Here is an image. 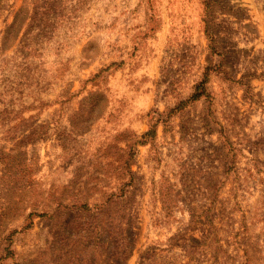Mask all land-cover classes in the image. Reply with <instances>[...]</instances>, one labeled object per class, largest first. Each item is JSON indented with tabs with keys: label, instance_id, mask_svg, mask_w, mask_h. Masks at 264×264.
<instances>
[{
	"label": "rangeland",
	"instance_id": "rangeland-1",
	"mask_svg": "<svg viewBox=\"0 0 264 264\" xmlns=\"http://www.w3.org/2000/svg\"><path fill=\"white\" fill-rule=\"evenodd\" d=\"M0 264H264V0H0Z\"/></svg>",
	"mask_w": 264,
	"mask_h": 264
}]
</instances>
